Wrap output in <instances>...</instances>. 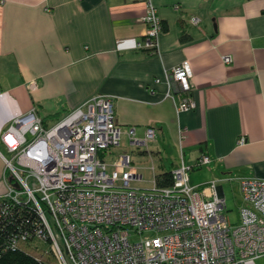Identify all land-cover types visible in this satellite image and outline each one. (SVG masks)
Instances as JSON below:
<instances>
[{
	"label": "crops",
	"instance_id": "1",
	"mask_svg": "<svg viewBox=\"0 0 264 264\" xmlns=\"http://www.w3.org/2000/svg\"><path fill=\"white\" fill-rule=\"evenodd\" d=\"M151 2L163 24L155 53L136 47L145 0H0V194L1 133L12 120L32 107L42 118L71 111L97 94L112 97L123 131L143 138L154 128L131 163L154 183L181 160L203 167L196 162L204 153V181L264 178V0ZM185 59L195 107L178 110L164 74Z\"/></svg>",
	"mask_w": 264,
	"mask_h": 264
},
{
	"label": "built area",
	"instance_id": "2",
	"mask_svg": "<svg viewBox=\"0 0 264 264\" xmlns=\"http://www.w3.org/2000/svg\"><path fill=\"white\" fill-rule=\"evenodd\" d=\"M139 19L146 30L136 47L157 52L163 24L151 0ZM231 60L223 56L225 63ZM192 76L188 59L165 70L178 110L195 107ZM154 131L148 128L143 138L133 127L123 131L106 94L91 96L50 126L34 107L16 116L1 133L11 157L2 153L0 252L30 241L47 244L59 264H243L264 257V178L193 185L192 166L181 160L170 185L135 188L131 181L143 176L132 169L131 154L108 160L124 132L139 147ZM209 162L204 153L196 164ZM220 182H236L242 195L234 223Z\"/></svg>",
	"mask_w": 264,
	"mask_h": 264
},
{
	"label": "rangeland",
	"instance_id": "3",
	"mask_svg": "<svg viewBox=\"0 0 264 264\" xmlns=\"http://www.w3.org/2000/svg\"><path fill=\"white\" fill-rule=\"evenodd\" d=\"M56 121V118H50L48 120V125H52ZM151 141L148 143L150 144ZM146 149V145H141L139 147L133 146L129 142V137L126 133H123L120 144L118 146H115L111 149V153H108V160H110L112 157H116L117 154L122 152H128L131 154L132 159L134 161H137L139 159V156L142 155V151ZM2 152L8 156V158L11 157V154H9L5 147H2ZM208 164L204 165L203 167H194V169L190 170V183L193 185H202L207 186L209 184L208 181H204V177H206L207 172H204V169L206 168ZM143 178L141 180H133L131 181V186L135 188H151L154 184V175L151 171H143ZM211 175L214 177H217L218 171L213 170L211 172ZM201 178V180H199ZM203 180V181H202ZM199 181H201L199 183ZM223 185V191L226 198L227 203V209H228V216L231 220V222H236L238 219V210L240 205L242 204L243 198L242 195L238 189V187L235 184H230L229 182H220Z\"/></svg>",
	"mask_w": 264,
	"mask_h": 264
},
{
	"label": "trees",
	"instance_id": "4",
	"mask_svg": "<svg viewBox=\"0 0 264 264\" xmlns=\"http://www.w3.org/2000/svg\"><path fill=\"white\" fill-rule=\"evenodd\" d=\"M165 28V26H164ZM70 111L61 110L43 117L46 124L50 118L60 119ZM171 171H165L155 175V183L158 186L172 183ZM26 216V215H25ZM33 218L29 217L31 220ZM0 264H59L56 256L47 244L34 245L30 241L21 244L16 249H6L0 252Z\"/></svg>",
	"mask_w": 264,
	"mask_h": 264
},
{
	"label": "water",
	"instance_id": "5",
	"mask_svg": "<svg viewBox=\"0 0 264 264\" xmlns=\"http://www.w3.org/2000/svg\"><path fill=\"white\" fill-rule=\"evenodd\" d=\"M219 193L222 195V194H224V192H223V190H222V187L220 186L219 187Z\"/></svg>",
	"mask_w": 264,
	"mask_h": 264
}]
</instances>
